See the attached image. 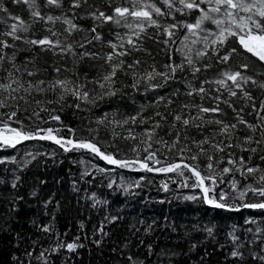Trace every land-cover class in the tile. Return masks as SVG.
<instances>
[{
  "label": "snow or ice",
  "instance_id": "6c2138e0",
  "mask_svg": "<svg viewBox=\"0 0 264 264\" xmlns=\"http://www.w3.org/2000/svg\"><path fill=\"white\" fill-rule=\"evenodd\" d=\"M0 14V150L35 141L77 154L71 190L77 204L102 213L91 239L83 220L82 235L67 239L54 223L63 211L58 190L44 195L33 187L28 195L50 218L29 220L34 239L15 232L6 264H79L88 244L101 249L106 226L121 217L85 187L96 184L97 174L107 189L129 196L163 174L160 190L175 183L189 190L176 194L185 201L264 214V0H0ZM65 107L88 113L86 123H64ZM56 156L39 148L19 158L0 155V185L9 193L0 232L25 200L23 172ZM153 224L143 227L145 237ZM131 227L135 241L126 237L111 249L114 264H164L162 258L176 264L179 256L184 264H211L214 255L216 264H264L259 225H232L223 242L211 221L181 225L186 246L178 251H157L136 236L141 228ZM194 232L202 238L193 239Z\"/></svg>",
  "mask_w": 264,
  "mask_h": 264
},
{
  "label": "trees",
  "instance_id": "16d2710c",
  "mask_svg": "<svg viewBox=\"0 0 264 264\" xmlns=\"http://www.w3.org/2000/svg\"><path fill=\"white\" fill-rule=\"evenodd\" d=\"M4 2L7 4L8 0H4ZM10 8L21 15L24 14L19 6L10 5ZM2 28L3 25H0V29ZM160 59H163V56ZM127 102L131 104V101ZM140 102H144L143 97L137 98V103ZM93 111H98V109H94ZM42 115L46 116V114ZM60 115L64 123L80 128L82 123H86L89 114L86 112L77 113L74 109L65 107ZM248 118L251 119L252 117ZM35 148H39L41 151H56V162L53 163L51 159L40 164L33 162L23 172V183L19 191L25 197V200L19 202L20 210L18 214L8 221L6 230L0 232V264H6L7 262L8 254L12 250L10 241L16 231H19L22 237H26L29 240L34 239L37 236V232L29 223V220L37 215H39L41 222H46L50 218L42 214L40 206L36 203V199L28 195L33 187L37 188L38 193L44 195L49 192H57L58 190L57 198L62 201L63 211L55 213L54 223L57 231L61 233L67 232V239H71L73 235H82L78 225V221L80 220H83L85 223L83 233L88 234L91 239L93 228L99 224L102 218L101 212L90 209L83 201L77 204L76 196L71 190V180L77 178L80 171V165L73 163L77 154H62L55 145L47 142L38 143L31 141L25 142L23 146H18L15 150H0V155H17L19 158L23 155L25 149L32 150ZM100 163L102 164L103 162ZM2 169L3 166H0V176L3 175ZM125 175L134 176L135 174L126 173ZM38 178H45L47 183L45 185H37ZM60 178H62V183L57 184L55 181ZM118 179L119 177H117ZM160 179H166V177L161 174L153 179L151 184L136 190V194L132 196L121 194L120 192H112V190L107 189L105 187L106 181L99 174L96 176V184L85 185V187H91L99 195L108 199V211H111L113 214L118 213L121 220L114 225L106 226L110 235L106 238V243L101 249H96L91 244L81 249L82 255L76 258L79 264H114L111 249L126 237L135 241L136 237L129 235L130 232L135 231L131 227L133 224L141 228V232L136 233V236L145 238L146 241L148 239L153 241L157 246V251L160 248L178 251L180 247L186 246L181 225L190 228L194 223L206 224L211 221L216 225L217 238L221 242H223L225 234L232 225H236L238 228L241 226L242 228H255L257 225L264 227V214L259 210L241 209L239 212H226L212 209L202 204L185 201L178 198L176 194L178 192L186 193L189 190L178 189L175 183H170V190L164 192L159 187ZM8 195L9 193L4 191V185H0V224H3L4 214L8 210V205L5 202V197ZM245 219H255L256 224H245ZM140 220L145 222L144 225L138 223ZM153 221H155V224H153ZM148 224H153L154 231L149 237H145L142 229ZM170 225H176L177 231H171ZM202 236L203 233L201 232L192 233L193 239H200ZM40 239L46 241L47 238L41 234ZM211 248L212 245L209 244V251H211ZM195 258L198 259L199 257ZM162 259L164 260V264H167V258ZM219 259V256L214 255L211 264H216V261ZM175 260L176 264H184L186 257L179 256Z\"/></svg>",
  "mask_w": 264,
  "mask_h": 264
}]
</instances>
